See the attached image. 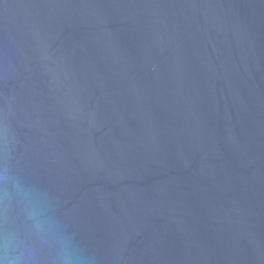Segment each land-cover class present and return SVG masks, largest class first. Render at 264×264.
<instances>
[{"label":"water","instance_id":"water-1","mask_svg":"<svg viewBox=\"0 0 264 264\" xmlns=\"http://www.w3.org/2000/svg\"><path fill=\"white\" fill-rule=\"evenodd\" d=\"M0 264H264V0H0Z\"/></svg>","mask_w":264,"mask_h":264}]
</instances>
